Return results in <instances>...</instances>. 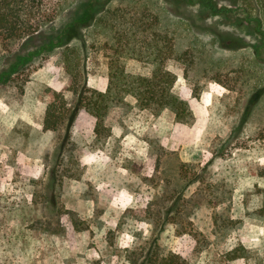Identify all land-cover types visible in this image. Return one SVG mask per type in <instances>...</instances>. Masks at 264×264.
<instances>
[{
    "label": "rangeland",
    "instance_id": "1",
    "mask_svg": "<svg viewBox=\"0 0 264 264\" xmlns=\"http://www.w3.org/2000/svg\"><path fill=\"white\" fill-rule=\"evenodd\" d=\"M81 1H63L29 37L0 38V78L16 70L0 79V264H157L169 253L188 264H264V38L255 29L264 16L244 13L241 0H215L227 14L187 0H110L115 14L50 49ZM132 29L134 56L123 44ZM17 53L29 60L17 63ZM114 61L133 75H174L193 120L127 95L102 134L83 108L72 124L43 129L49 88L104 92Z\"/></svg>",
    "mask_w": 264,
    "mask_h": 264
},
{
    "label": "trees",
    "instance_id": "2",
    "mask_svg": "<svg viewBox=\"0 0 264 264\" xmlns=\"http://www.w3.org/2000/svg\"><path fill=\"white\" fill-rule=\"evenodd\" d=\"M65 0H0V38L6 40L22 39L29 37L39 30L42 22L54 19L57 9ZM110 0H82L78 5L74 23L71 22L64 27L58 34L52 36L47 46L54 47L57 39L59 45L66 43L72 33L79 26H89L93 21L100 19L101 16L108 11L115 14L117 9L106 10ZM191 4H200L206 7L211 13H229L230 9L217 6L215 0H187ZM251 9L258 11L264 16V0H241L240 10L251 15ZM121 16L123 13H118ZM116 14V15H118ZM77 26V27H76ZM76 27V28H75ZM130 28V27H128ZM255 29L262 34L264 38V30L262 29L261 20L258 18ZM39 33V32H38ZM136 34V30H126L124 33V46L131 55H135L139 46H132V35ZM136 42L137 39L133 38ZM149 46H152L148 42ZM137 48V49H136ZM41 51V50H40ZM148 56L153 53L149 47L145 48ZM160 54H154L155 59H159ZM17 63H25L29 57H22L17 53L15 57ZM18 65V64H16ZM113 69L109 75V84L106 91L81 86L78 89L77 82L70 83V90L73 92V98H69L61 90L57 91L49 88L50 96L44 113L43 129L56 130L62 123L66 126L72 124L80 109H85L95 118L94 131L97 135L102 134L104 130L105 116L109 108L113 105L121 103L127 95L135 98L140 108H147L155 114L161 112L165 107L174 110L177 120L191 122L193 113L190 109L188 101L174 93L171 88L175 81V76L161 68H156L152 76L133 75L126 72L123 65L111 63ZM15 68H10L5 75H1V81H5L11 72H15ZM9 72V73H8ZM161 75L167 77L162 78ZM262 212L264 213V206ZM264 216V215H263ZM242 253V252H239ZM148 257L142 264H146ZM157 264H188L187 260L178 253H169L165 257L160 258Z\"/></svg>",
    "mask_w": 264,
    "mask_h": 264
}]
</instances>
